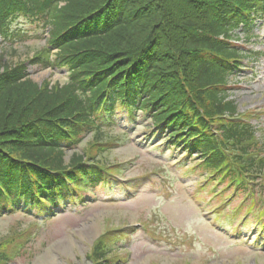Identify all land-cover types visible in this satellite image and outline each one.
<instances>
[{
  "label": "trees",
  "instance_id": "1",
  "mask_svg": "<svg viewBox=\"0 0 264 264\" xmlns=\"http://www.w3.org/2000/svg\"><path fill=\"white\" fill-rule=\"evenodd\" d=\"M20 19L48 32L31 61L68 75L38 84L24 62L0 58V215L49 216L103 186L100 159L66 151L88 132L102 142L99 128L120 112L134 121L139 111L150 136L181 150L176 164L187 172L262 192L264 142L227 91L248 54L231 43L234 32L249 35L264 20V0H0L2 41L28 38ZM109 246L95 241L90 264H115Z\"/></svg>",
  "mask_w": 264,
  "mask_h": 264
},
{
  "label": "rangeland",
  "instance_id": "2",
  "mask_svg": "<svg viewBox=\"0 0 264 264\" xmlns=\"http://www.w3.org/2000/svg\"><path fill=\"white\" fill-rule=\"evenodd\" d=\"M18 25L28 38L14 45L0 39L2 61L24 62L38 84L66 82L64 68L31 61L48 32L28 20L20 19ZM234 33L231 43L248 54L230 80L228 99L259 129L257 136L264 142V21L257 20L249 35L242 29ZM138 115L129 122L120 112L112 125H101L99 141L107 144L90 145L93 132H88L66 151L67 159L73 151L96 156L110 166L117 184H97L84 202L62 205L50 217L22 211L0 216V252L10 258L9 264H90L88 255L97 239L108 246L112 242L107 254L115 255V264H264V236L258 227L264 214V179L258 180L262 192L254 190L245 200L228 197L230 190L219 191L221 185L206 186L201 170L187 172V167L175 165L178 149L149 138L151 123ZM101 146L108 149L97 153ZM187 161L190 168L194 161ZM253 207L258 212L250 215Z\"/></svg>",
  "mask_w": 264,
  "mask_h": 264
}]
</instances>
